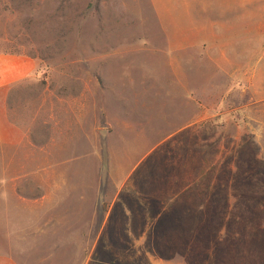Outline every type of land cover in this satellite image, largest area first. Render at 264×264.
<instances>
[{"label":"rangeland","instance_id":"obj_1","mask_svg":"<svg viewBox=\"0 0 264 264\" xmlns=\"http://www.w3.org/2000/svg\"><path fill=\"white\" fill-rule=\"evenodd\" d=\"M211 2L0 0V51L37 63L7 96L0 264H264V0Z\"/></svg>","mask_w":264,"mask_h":264},{"label":"crops","instance_id":"obj_2","mask_svg":"<svg viewBox=\"0 0 264 264\" xmlns=\"http://www.w3.org/2000/svg\"><path fill=\"white\" fill-rule=\"evenodd\" d=\"M211 3H205L204 5H227L223 0H211ZM223 3V4H222ZM219 39V38H218ZM219 44H224L220 41ZM240 44H237L239 47ZM244 47V43L241 44ZM213 62L214 71H219L218 73L226 74V77L230 79H240L246 77V67H245V54L244 53H226L224 50L217 49L211 54H208ZM171 67L173 71H178L181 69V58L180 54L174 52L171 56ZM182 65V64H181ZM196 63L195 66H197ZM37 74V63L33 56L21 53V52H7L0 51V135L5 136L10 134V131L4 126V122L7 123L6 116L7 112V102H8V92L15 85L23 82L27 79L34 78ZM199 90L196 89V95L202 97L208 95L204 93L200 87ZM234 83H226L213 85L212 91L208 96L212 99H205L209 102H214L215 105L219 104L224 100V97L228 95L239 94V90ZM243 89V88H242ZM209 92V91H208ZM204 99V98H203ZM2 140V137H1Z\"/></svg>","mask_w":264,"mask_h":264}]
</instances>
